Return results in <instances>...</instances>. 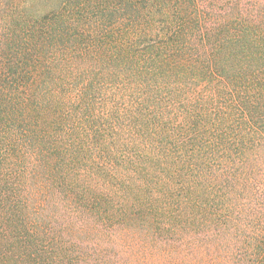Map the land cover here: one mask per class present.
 I'll use <instances>...</instances> for the list:
<instances>
[{"label": "trees", "instance_id": "1", "mask_svg": "<svg viewBox=\"0 0 264 264\" xmlns=\"http://www.w3.org/2000/svg\"><path fill=\"white\" fill-rule=\"evenodd\" d=\"M0 264H264V0H0Z\"/></svg>", "mask_w": 264, "mask_h": 264}, {"label": "rangeland", "instance_id": "2", "mask_svg": "<svg viewBox=\"0 0 264 264\" xmlns=\"http://www.w3.org/2000/svg\"><path fill=\"white\" fill-rule=\"evenodd\" d=\"M110 103V102H109Z\"/></svg>", "mask_w": 264, "mask_h": 264}]
</instances>
